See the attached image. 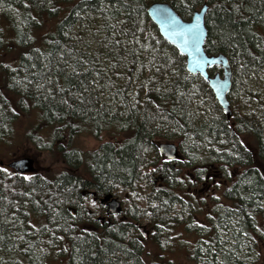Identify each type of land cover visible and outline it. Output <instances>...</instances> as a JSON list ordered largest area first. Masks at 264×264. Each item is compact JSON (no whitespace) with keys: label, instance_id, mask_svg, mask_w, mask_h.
<instances>
[{"label":"trees","instance_id":"16d2710c","mask_svg":"<svg viewBox=\"0 0 264 264\" xmlns=\"http://www.w3.org/2000/svg\"><path fill=\"white\" fill-rule=\"evenodd\" d=\"M151 1L0 0V148L24 140L51 163L0 165V264H170L149 242L194 264H242L246 245L262 262L264 98L246 82L264 74V0H164L184 19L207 2L205 49L231 65L229 119L159 35ZM22 115L34 119L20 135ZM85 134L98 145L80 147ZM160 140H177L178 158ZM108 193L122 209L101 222Z\"/></svg>","mask_w":264,"mask_h":264},{"label":"water","instance_id":"95a60500","mask_svg":"<svg viewBox=\"0 0 264 264\" xmlns=\"http://www.w3.org/2000/svg\"><path fill=\"white\" fill-rule=\"evenodd\" d=\"M208 9L207 2L195 9L189 19L180 16L167 1L153 0L146 7V13L151 22L157 27L161 37L174 46L185 57V68L191 74H197L204 79L217 104L222 109L226 118L229 119L232 110L227 93L232 84V71L228 56L223 52L210 54L205 49L207 27L205 15ZM218 66L219 71L210 73L209 69ZM159 152L167 159H176L179 156L178 144L173 141H159ZM18 174L33 173L36 171L33 157L25 155L4 162ZM106 215H116L121 212V201L110 193L102 198Z\"/></svg>","mask_w":264,"mask_h":264},{"label":"rangeland","instance_id":"374dc122","mask_svg":"<svg viewBox=\"0 0 264 264\" xmlns=\"http://www.w3.org/2000/svg\"><path fill=\"white\" fill-rule=\"evenodd\" d=\"M93 27L91 25L88 26H83L82 30H81V36L83 37V40H85L86 42H90L91 40H93L95 38L94 34H93ZM81 38V37H80ZM215 71H219L218 68H216ZM214 71V72H215ZM246 84L248 85L249 88L252 89L253 94H255L256 97H258L259 99L264 98V74L262 76V78L258 79V80H254L253 82H246ZM33 116H20L18 118V120L16 121L15 124V131L17 134H22L24 133L25 128L27 127V125L29 123H31L33 120ZM79 141V145L80 147H82L83 149L86 148H92L98 145L99 141L97 139H95L94 137L85 134L82 135L78 138ZM163 141V140H160ZM168 141H173L175 143H177V140H168ZM26 145V143L24 142V140H20V139H15L14 143L12 144V147L14 149L13 152H11L10 150H2L0 148V160H4L5 162L11 160L12 158H17V157H21V156H31V153L24 147ZM24 151L26 153H24ZM10 154L9 156H6L7 153ZM35 160V165H36V169L40 168H44V167H48V165H51L50 161L45 158L43 155H39L37 157H33ZM54 165V164H52ZM57 166V164H56ZM225 182H222V185H224ZM220 190L222 192L223 190V186L220 187ZM211 191V193L214 192L212 185L206 184L201 188V193L202 194H207V192ZM220 191L216 192V194H219ZM223 237L226 238L227 235L224 234L223 231ZM241 250L238 252V258L242 259V264H264V250L261 251V255H260V259L262 258V262L260 263L259 261H256V252L254 250H250L246 247V245L243 247H240ZM239 248V249H240ZM148 249L150 250V252H152L154 255L157 256H161L162 260L164 261H168L170 262V264H194L193 261L189 260L186 256V253L182 250H176V251H164V253H161L158 248L152 244L151 242L148 243ZM236 252V250L234 251ZM236 254V253H235Z\"/></svg>","mask_w":264,"mask_h":264},{"label":"flooded vegetation","instance_id":"af4514ba","mask_svg":"<svg viewBox=\"0 0 264 264\" xmlns=\"http://www.w3.org/2000/svg\"><path fill=\"white\" fill-rule=\"evenodd\" d=\"M105 213V212H104ZM110 216V215H109ZM105 218V221L106 222H108L109 220L107 219L108 218V215H103L102 217H101V222H103V219Z\"/></svg>","mask_w":264,"mask_h":264}]
</instances>
